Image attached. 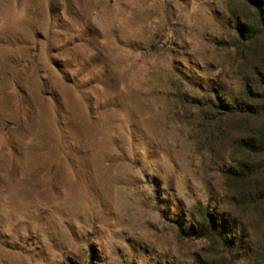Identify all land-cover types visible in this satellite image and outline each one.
Listing matches in <instances>:
<instances>
[{
	"label": "rangeland",
	"instance_id": "rangeland-1",
	"mask_svg": "<svg viewBox=\"0 0 264 264\" xmlns=\"http://www.w3.org/2000/svg\"><path fill=\"white\" fill-rule=\"evenodd\" d=\"M231 1L0 0V264H224L172 222L247 225L194 106L243 86Z\"/></svg>",
	"mask_w": 264,
	"mask_h": 264
},
{
	"label": "trees",
	"instance_id": "trees-1",
	"mask_svg": "<svg viewBox=\"0 0 264 264\" xmlns=\"http://www.w3.org/2000/svg\"><path fill=\"white\" fill-rule=\"evenodd\" d=\"M228 11L239 21L232 48L243 86L234 105L214 90L194 106L199 136L232 163L222 172L228 206L247 225L204 207L194 225L172 223L182 239L215 243L224 264H264V0H232Z\"/></svg>",
	"mask_w": 264,
	"mask_h": 264
}]
</instances>
